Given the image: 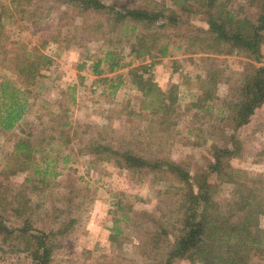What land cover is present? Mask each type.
Wrapping results in <instances>:
<instances>
[{
  "label": "rangeland",
  "instance_id": "rangeland-1",
  "mask_svg": "<svg viewBox=\"0 0 264 264\" xmlns=\"http://www.w3.org/2000/svg\"><path fill=\"white\" fill-rule=\"evenodd\" d=\"M102 1L116 11L172 5L171 0ZM16 2L15 6L11 0H0V79L33 92L29 110L16 128L0 129V194L20 202L8 204V214L29 200L31 232H53L48 239L54 247L49 264H164L181 232L183 184L169 172L122 167L117 152L177 161L197 173L214 161L215 145L232 146L235 133L238 155L228 160V169H241L252 178L264 175V104L237 131L229 108L245 73L264 65V59L259 63L239 49L201 50L208 16L198 3L193 12L180 15L176 26L161 27L163 22H158L147 28L141 23L131 35L104 12H81L64 0ZM227 7L253 21L259 11L247 0H231ZM153 31L163 35L159 45L169 43V48L166 56L155 58L150 71L164 90L178 86L177 112L171 119L142 110L143 93L131 80L130 69L142 70L141 65L153 60L132 53L134 35ZM14 43L39 47L53 58L47 76L30 88L8 62L17 47ZM109 50L128 65L109 71L104 62L100 69L105 72L95 73V63ZM216 70L215 98L198 107L201 80ZM23 142L29 146L17 152ZM34 148L39 151L27 160L25 151ZM232 197L233 185L220 183L216 198L226 203ZM4 220L10 228L23 225L16 216L4 215ZM22 248L23 242L5 241L0 235V264H32ZM250 264H264V257L253 256Z\"/></svg>",
  "mask_w": 264,
  "mask_h": 264
},
{
  "label": "trees",
  "instance_id": "trees-1",
  "mask_svg": "<svg viewBox=\"0 0 264 264\" xmlns=\"http://www.w3.org/2000/svg\"><path fill=\"white\" fill-rule=\"evenodd\" d=\"M16 1L11 0V4L16 6ZM64 1L78 7L81 12H104L114 24L129 28L131 35L137 30V24L141 23L147 28L158 22H163L161 27L176 26L180 15L188 11L193 12V4L198 3L200 9L205 8L208 16V28L204 31L206 35L200 38L201 50L225 53L228 50L239 49L245 51L255 61L263 63L264 0H247L251 6L259 7L255 21L247 17H238L230 11L227 2L231 0H171V6L155 3L153 7H126L117 11L114 10L115 6L108 5L102 0ZM2 32L0 25V51L4 48L1 41ZM162 36L159 31L134 35L137 41L132 44V53L140 58L148 55L153 57V60L149 64L141 65L142 70H139V67L130 69V75L132 82L143 93L141 109L149 110L158 118L171 119L177 112L178 86L173 84L170 89L164 90L150 71L157 62L155 60L157 56L168 54L169 43L159 45ZM198 36L195 35L194 38L198 39ZM14 45L17 47L8 58V62L17 71L22 83L30 88L47 76L45 70L52 65L53 58L39 47L29 49L23 44ZM122 60L123 56L109 50L103 59L95 63L94 71L97 74L105 72L100 69L104 62L107 63L109 71L128 65L123 64ZM218 75L216 70L201 80L203 93L196 102L198 107H204L208 100L215 98L213 91L218 86ZM118 86L119 84L113 85V90ZM32 92V89H25L6 77L0 79V129L10 131L16 128L29 110ZM235 94L238 95L229 102V108L231 117L235 120L234 130L237 131L247 124L256 109L264 104V65L254 66L250 72H246ZM37 98L35 95L34 99ZM66 125L67 123H63L62 126ZM230 139L231 147L218 145L213 147L214 161L209 164L207 170L197 173H191L177 161L149 159L131 151L117 152L118 162L122 167L169 172L178 177L183 184L185 191L181 201L183 214L181 232L167 253L164 264H250L253 256L264 257V227L261 225V217L264 216V175L259 174L252 178L241 169H228L230 167L228 160L238 155L239 144L235 133ZM28 146V142L19 143L17 152ZM36 151L39 150L34 148L25 151L26 159L29 160ZM211 175H216L214 181L211 180ZM222 182L233 185V197L226 203L216 198L218 185ZM6 195L0 194V235L5 241L16 239L23 242L22 250L29 253L32 264H49L54 247L48 239L53 232L30 231L33 225V212L29 200L8 214L7 205L20 202L18 199L9 200ZM4 215L22 218L23 225L17 229L7 227Z\"/></svg>",
  "mask_w": 264,
  "mask_h": 264
}]
</instances>
